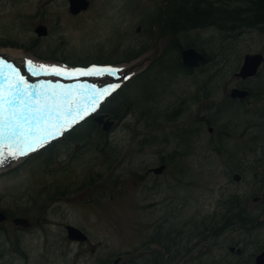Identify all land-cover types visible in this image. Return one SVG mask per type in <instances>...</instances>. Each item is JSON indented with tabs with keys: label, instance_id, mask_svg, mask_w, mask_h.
Wrapping results in <instances>:
<instances>
[{
	"label": "rangeland",
	"instance_id": "1",
	"mask_svg": "<svg viewBox=\"0 0 264 264\" xmlns=\"http://www.w3.org/2000/svg\"><path fill=\"white\" fill-rule=\"evenodd\" d=\"M252 6L264 9V0H90L79 16L63 0H0V51L71 70L131 67L122 85L134 76L102 96L96 116L112 123L108 131L102 124L86 129L87 120L74 129L83 136L69 140L72 131L0 167V212L8 216L0 223V264H108L118 255L124 261L171 207L178 218L164 228L181 232L176 258L187 256L180 264H254L264 249L263 227L225 228L220 214L212 229L208 222L210 231L200 226L222 209L235 216L231 198L254 214L264 198V63L254 78L235 76L247 53L264 55V24L231 30L236 23L225 14L251 22ZM205 22L212 25L189 28ZM39 25L46 35L37 34ZM190 41L212 57L193 73L174 65L188 67L181 56L187 46L178 44ZM233 88L251 89L253 99L231 98ZM161 165L162 174L154 173ZM17 216L32 226L18 229ZM67 224L89 241L68 239ZM232 245L243 253L231 252Z\"/></svg>",
	"mask_w": 264,
	"mask_h": 264
},
{
	"label": "snow or ice",
	"instance_id": "2",
	"mask_svg": "<svg viewBox=\"0 0 264 264\" xmlns=\"http://www.w3.org/2000/svg\"><path fill=\"white\" fill-rule=\"evenodd\" d=\"M34 77L56 76L64 79L116 76L111 67L90 66L87 70H69L64 66H36L25 61ZM127 77H125L126 79ZM101 91L87 83L64 85L58 81L39 80L31 83L11 62L0 58V146L7 150L0 167L9 166L19 157L37 152L58 140L65 131L84 118L87 104L95 106Z\"/></svg>",
	"mask_w": 264,
	"mask_h": 264
},
{
	"label": "flooded vegetation",
	"instance_id": "3",
	"mask_svg": "<svg viewBox=\"0 0 264 264\" xmlns=\"http://www.w3.org/2000/svg\"><path fill=\"white\" fill-rule=\"evenodd\" d=\"M63 1L68 3L70 7L71 0H63ZM88 1H89V6H90V0ZM86 11L87 10H82L76 15L80 16ZM248 90L250 92V96L244 99H237V100L242 101V102H245V101L248 102L247 100L248 98L251 97V99H253L252 90L251 89H248ZM232 177H233V174H232ZM259 205H260L259 213H257V215L254 217L253 221H254V224L260 225L261 227L264 228V198L263 197L262 199L259 200ZM240 207H241L240 208L241 211L239 213L240 215H243L244 214L243 210L245 208L241 206V203H240ZM169 210H172V211H169ZM219 212L220 211H217L216 213L212 214V223L216 222V219H221L218 217H222V216H217V215L218 214L223 215V213H219ZM176 218L178 217H177V213H175V210L172 209V207L168 208L167 214L163 215L162 221L158 225L154 234H152L150 239L146 242V245H144L141 250L137 249L134 251L127 252L125 255V258L127 259L123 261V259L121 258V261L119 262V264H180L182 263L183 258L185 259L187 256L186 253L180 256V259L176 258L178 257L179 252H180V248H179L180 247L179 242L181 238L180 232L176 231V229L172 230L170 228L167 230L166 228H164L165 224L175 222ZM222 220L223 219H221V221ZM235 224H237L238 226H240L241 229L244 230L245 227H244V224L241 222V219L235 221ZM18 229L23 230L22 228H18ZM157 246H158V249H156ZM91 250L95 251V247L93 246ZM96 264H104V263L97 262ZM109 264H111V262Z\"/></svg>",
	"mask_w": 264,
	"mask_h": 264
},
{
	"label": "water",
	"instance_id": "4",
	"mask_svg": "<svg viewBox=\"0 0 264 264\" xmlns=\"http://www.w3.org/2000/svg\"><path fill=\"white\" fill-rule=\"evenodd\" d=\"M77 0H72V11L73 12H79L81 9H85L88 6L87 1L80 0V2H76ZM80 5V6H79ZM40 28V29H39ZM37 31L40 35L45 34V28L43 26H40ZM140 30V27L138 28ZM207 60L206 55H204L202 52L198 51L195 47H189L187 49H184L182 51V63L185 66L193 67L196 66L204 61ZM263 61V55L262 54H247L244 58V63L240 69V72L237 73V76H241L242 78H247L249 76H253L257 73L259 66L261 65ZM248 94V91L246 90H239L237 88H234L231 92L232 97H245ZM101 116L96 117V120L99 122L101 121ZM109 126V125H108ZM108 126H104L105 129H108ZM165 168V165H162L160 167H157L154 169L156 173L162 172V170ZM236 178L238 179L239 176L236 175ZM6 219V215L3 212H0V222ZM14 222L16 224H22L25 226L29 225V222L26 218H16L14 219ZM68 236L70 239L73 240H86L87 235L79 228L68 225ZM264 255V252L259 255V259ZM118 260H116L117 262Z\"/></svg>",
	"mask_w": 264,
	"mask_h": 264
},
{
	"label": "trees",
	"instance_id": "5",
	"mask_svg": "<svg viewBox=\"0 0 264 264\" xmlns=\"http://www.w3.org/2000/svg\"><path fill=\"white\" fill-rule=\"evenodd\" d=\"M247 9H246V11L251 15V17L254 19V20H251V22L250 21H243L242 20V18H241V15L240 14H237L236 12H228V11H225V14L227 15V19H229L231 22H235L236 24H233V26H235V27H237L238 26V28L239 27H246V26H254V25H261V24H264V19H262V20H259V19H257V17L258 18H261V16L259 15V11L258 10H262V11H264V9L262 8V7H251V8H248V7H246ZM253 8H255L254 9V11H252L253 10ZM194 16L193 17H191V21H194ZM197 18H195V20H196ZM243 21V22H242ZM238 24V25H237ZM209 25H212L210 22H205L204 24H199L198 26H195V25H193L192 24V26H190L189 28H191V29H194V28H200V27H205V26H209ZM233 26H230L231 27V29L233 28ZM234 27V28H235ZM188 29V28H187ZM175 34V33H174ZM179 45V49H181L182 50V48L185 46H196V47H199V44L198 43H192L191 41L190 42H187L186 43V45H183V44H178ZM202 51L204 52V53H206V51L204 50V49H202ZM177 53V52H176ZM207 55H208V57H209V60L208 61H211L212 60V57H211V55L210 54H208V53H206ZM180 56V53H179V55H178V53H177V58ZM162 59V57L160 56L159 58H158V60H161ZM157 60V61H158ZM178 61H180V60H178ZM164 61H162L161 60V63L162 64H164L163 63ZM174 65H179V67L180 68H182V69H184L185 70V72H187V73H193L194 72V70H195V68H191V67H187V68H184L182 65H181V63L180 62H178V64L177 63H174ZM95 123V120H94V118H91V119H89L87 122H86V127L85 128H88V127H92V125ZM83 135V133L82 132H80L79 130L78 131H73L72 133H71V136L70 137H68V139H74V138H78V137H80V136H82ZM52 149V148H51ZM47 154H50V151H47ZM243 221H244V225H247L248 226V224H249V222H250V217L248 216V215H245L244 216V218H243Z\"/></svg>",
	"mask_w": 264,
	"mask_h": 264
},
{
	"label": "bare ground",
	"instance_id": "6",
	"mask_svg": "<svg viewBox=\"0 0 264 264\" xmlns=\"http://www.w3.org/2000/svg\"><path fill=\"white\" fill-rule=\"evenodd\" d=\"M0 58H2L3 62L7 63V62H12L13 65H15L16 67H18L19 72L21 73V75H25L26 73H28V71L30 72V70L25 66V61H29V59H27L25 57V55L21 52V51H17V50H3L0 51ZM32 61V60H30ZM34 65L39 66L41 64H38L34 61H32ZM45 66V65H44ZM50 66V65H48ZM51 66H57V65H51ZM114 69V67H111ZM69 70H71L70 68H67ZM130 67H126L125 69H123V71H127L129 70ZM122 71V72H123ZM55 78H57L56 76H54ZM107 78H103V80H106ZM102 101V96H98L97 101L95 106H97L96 108L101 107V104L98 106L97 104H99ZM87 106V105H86ZM88 107H93V105H91L89 103ZM86 120V119H85ZM84 120V121H85ZM81 124V123H80ZM79 124V125H80ZM75 129V128H73ZM72 129V130H73ZM71 131V130H70ZM48 147V146H47Z\"/></svg>",
	"mask_w": 264,
	"mask_h": 264
}]
</instances>
